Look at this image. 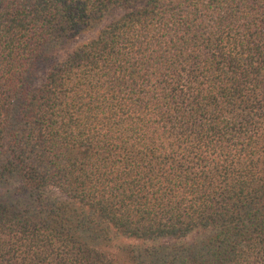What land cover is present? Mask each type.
I'll list each match as a JSON object with an SVG mask.
<instances>
[{"label": "trees", "instance_id": "1", "mask_svg": "<svg viewBox=\"0 0 264 264\" xmlns=\"http://www.w3.org/2000/svg\"><path fill=\"white\" fill-rule=\"evenodd\" d=\"M0 264H264V0H0Z\"/></svg>", "mask_w": 264, "mask_h": 264}]
</instances>
